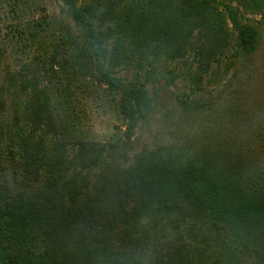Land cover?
Returning <instances> with one entry per match:
<instances>
[{"label": "trees", "instance_id": "16d2710c", "mask_svg": "<svg viewBox=\"0 0 264 264\" xmlns=\"http://www.w3.org/2000/svg\"><path fill=\"white\" fill-rule=\"evenodd\" d=\"M237 1L263 12L264 0ZM63 2L79 29L74 61L81 74L122 95L126 139H79L69 151L68 140L50 134L46 91L35 90V78L24 81L32 92L20 103L10 75L11 127L0 137L9 141L8 155H0V264H264L263 159L251 162L234 144L130 145L134 128L155 107L147 83L159 61L191 51L201 80L231 32L240 55H250L257 27L231 0ZM134 63L145 69L144 82L116 74ZM2 112L1 119L9 116Z\"/></svg>", "mask_w": 264, "mask_h": 264}, {"label": "rangeland", "instance_id": "374dc122", "mask_svg": "<svg viewBox=\"0 0 264 264\" xmlns=\"http://www.w3.org/2000/svg\"><path fill=\"white\" fill-rule=\"evenodd\" d=\"M231 3L243 14V21L257 27L256 49L247 57L240 55L231 32L228 45L201 80L193 75L198 64L191 51L184 58L159 61L156 79L147 83L155 107L134 128L133 149L165 142L198 148L204 141L213 146L234 144L238 154L251 162L264 160V9L254 13L237 0ZM0 39V115L2 109L9 113L0 118V137L4 127H11L6 88L14 75L20 103L27 102L32 92L30 87L28 91L21 87L24 81L29 85L35 78V90L46 91L54 116L50 134L68 140L69 151L79 139L102 143L126 139L120 91L90 73L81 74L74 61L81 37L63 0H0ZM190 39L196 44L197 34ZM64 58L70 61L64 67L53 65ZM116 74L126 82L145 80V69L135 63L119 68ZM23 111L24 122L30 121L25 118L27 110ZM8 142L7 137L0 141V155H8Z\"/></svg>", "mask_w": 264, "mask_h": 264}]
</instances>
